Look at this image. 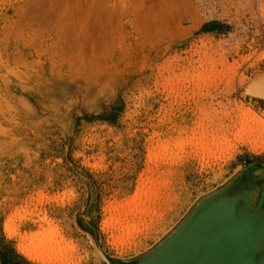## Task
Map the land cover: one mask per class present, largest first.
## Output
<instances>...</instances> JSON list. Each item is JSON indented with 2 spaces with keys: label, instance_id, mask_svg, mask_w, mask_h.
Wrapping results in <instances>:
<instances>
[{
  "label": "rangeland",
  "instance_id": "rangeland-1",
  "mask_svg": "<svg viewBox=\"0 0 264 264\" xmlns=\"http://www.w3.org/2000/svg\"><path fill=\"white\" fill-rule=\"evenodd\" d=\"M244 125L264 0H0V264H264Z\"/></svg>",
  "mask_w": 264,
  "mask_h": 264
},
{
  "label": "bare ground",
  "instance_id": "bare-ground-1",
  "mask_svg": "<svg viewBox=\"0 0 264 264\" xmlns=\"http://www.w3.org/2000/svg\"><path fill=\"white\" fill-rule=\"evenodd\" d=\"M244 114H246L245 112H244ZM248 115H250V114H248ZM257 121V120H256ZM260 122V121H259ZM259 122H258V126H259ZM262 122V121H261ZM261 124V123H260ZM261 127V126H260ZM197 132V131H196ZM240 135H238V136H241V139L243 138L244 140H241V141H246V142H248L247 140H249V143L251 144V147L250 148H252V149H257V148H259L260 146L261 147H264V128L262 129V128H256V127H254V126H252V125H249V126H243L242 128H241V130H240ZM198 134V133H197ZM212 135V134H211ZM199 137V136H198ZM207 137V136H206ZM196 138V137H195ZM213 138V137H212ZM245 138L247 139V140H245ZM202 139V138H201ZM237 139H240L239 137L237 138ZM208 140V139H207ZM210 140V139H209ZM213 140V139H212ZM204 141V139L202 140V141H199L200 142V144H201V142H203ZM214 141H216V140H214ZM217 142V141H216ZM204 143V142H203ZM203 143H202V146H204L203 145ZM214 144V143H213ZM216 144H218V142L216 143ZM161 145H163V144H161ZM215 145V144H214ZM220 145V144H219ZM225 145V144H224ZM223 145V146H224ZM229 145V144H228ZM170 146V145H169ZM202 146H199V148H200V150H201V148H203ZM223 146L221 147V148H223ZM165 147V146H164ZM206 147V146H205ZM208 147H210L209 145H208ZM160 149H161V147H160ZM205 149H207V148H205ZM204 149V150H205ZM218 149V148H217ZM219 149H220V146H219ZM218 149V150H219ZM224 149V148H223ZM263 149V148H262ZM164 150H165V148H164ZM203 150V149H202ZM228 150V149H227ZM264 150V149H263ZM217 151V150H216ZM221 151H223L222 149H221ZM165 152V151H164ZM203 152V151H202ZM212 152V151H211ZM210 152V153H211ZM214 152V151H213ZM208 153H209V151H208ZM203 154V153H202ZM207 154V153H206ZM208 155V154H207ZM206 155V156H207ZM152 182V181H151ZM150 184V183H149ZM153 186H154V184H152ZM156 185V184H155ZM154 188V187H153ZM145 191H148V190H146L145 189ZM150 193V192H149ZM144 195V194H143ZM142 195V196H143ZM150 195V194H149ZM148 196V195H147ZM146 197V196H145ZM145 197H144V199H145ZM154 199V198H153ZM140 202V201H139ZM142 204V203H141ZM137 206H138V204H137ZM136 210V209H135ZM138 211V210H137ZM140 212V211H139ZM146 213V212H145ZM128 214V213H127ZM132 215V214H131ZM125 216V215H124ZM127 217V216H126ZM125 217V218H126ZM128 217H130V216H128ZM122 219H123V217H122ZM118 220V219H117ZM127 220V219H126ZM131 220H132V218H131ZM120 221H123V220H121L120 219ZM134 222V221H133ZM106 223V222H105ZM104 223V224H105ZM119 223V222H118ZM118 223H117V225H118ZM131 223V222H130ZM120 224H121V222H120ZM124 224H125V222H124ZM137 224V223H136ZM126 225V224H125ZM133 225H134V223H133ZM132 225V226H133ZM122 226V225H121ZM129 226H130V224H129ZM140 226V225H139ZM117 227V226H116ZM134 227V226H133ZM132 227V228H133ZM135 227H136V225H135ZM106 228V227H105ZM123 228H124V226H123ZM127 229H128V227H127ZM131 229V228H130ZM134 229V228H133ZM125 230H126V228H125ZM137 230V229H136ZM135 230V231H136ZM130 231H132V230H130ZM129 231V232H130ZM133 232V231H132ZM126 233V232H125ZM135 233V232H134ZM130 235V234H129ZM25 237H26V235H24ZM126 236V235H125ZM29 237V236H28ZM34 237V236H33ZM122 237V236H121ZM120 238V237H119ZM129 238H130V240L132 241L133 239H131V237L129 236ZM25 238H23V240H24ZM34 239V238H33ZM32 239V240H33ZM22 240V241H23ZM28 239H26L25 241H27ZM29 240H30V238H29ZM52 240V239H51ZM121 240V239H120ZM54 241H55V239H54ZM38 242V241H37ZM36 242V243H37ZM62 242H63V240H62ZM50 243V242H49ZM64 243V242H63ZM25 244V243H24ZM38 244V243H37ZM53 244L54 243H52V245H51V247L53 246ZM65 245H66V243H64ZM47 245H48V243H47ZM60 245H61V243H60ZM59 245V246H60ZM68 245V244H67ZM64 246V245H63ZM19 251L23 254V256L25 257H32L33 256V253H35V252H33L36 248H37V245H35L34 244V242H32L31 244H29V247L28 246H24V245H20L19 247ZM49 249V248H48ZM62 249V248H61ZM69 249V248H68ZM67 249V251H69ZM39 250V249H38ZM72 250V249H71ZM60 251V250H59ZM65 251H66V249H65ZM33 252V253H32ZM46 252V251H45ZM44 252V253H45ZM58 252V251H57ZM62 252H63V250H62ZM69 252H71V251H69ZM69 252H68V254H69ZM174 254H175V259H172L171 261H169V259H170V257H169V259H167L166 260V264H174L175 263V260H176V257L178 256V254H177V251H175V252H173ZM46 254V253H45ZM52 254V253H51ZM58 254V253H57ZM50 255V254H49ZM60 255V254H59ZM59 255H57V256H59ZM65 255V253H63L62 254V256H64ZM61 256V255H60ZM69 256H70V254H69ZM37 257V256H36ZM40 256H38V258H39ZM46 257V256H45ZM52 257V256H51ZM50 257V258H51ZM33 258V257H32ZM43 259V258H42Z\"/></svg>",
  "mask_w": 264,
  "mask_h": 264
},
{
  "label": "crops",
  "instance_id": "crops-1",
  "mask_svg": "<svg viewBox=\"0 0 264 264\" xmlns=\"http://www.w3.org/2000/svg\"><path fill=\"white\" fill-rule=\"evenodd\" d=\"M251 212H258V215H257V217H258V220H261V221H263V226H264V200H262L261 198H260V196H258V200L256 199H254L253 201H252V194H251ZM253 213L251 214V223H258V222H255V221H253L254 220V218H252L253 216ZM256 215V214H255ZM261 216L263 217V219L261 218ZM255 217V216H254ZM261 218V219H260ZM232 236H234V234L232 235ZM233 238V237H232ZM223 247H220V249H222ZM222 253H223V251H222ZM219 255H220V253H219Z\"/></svg>",
  "mask_w": 264,
  "mask_h": 264
}]
</instances>
